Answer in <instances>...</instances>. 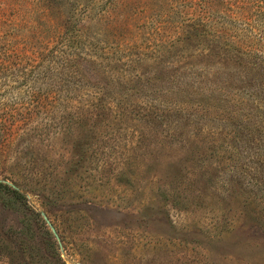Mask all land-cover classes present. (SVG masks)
Segmentation results:
<instances>
[{
	"label": "rangeland",
	"instance_id": "374dc122",
	"mask_svg": "<svg viewBox=\"0 0 264 264\" xmlns=\"http://www.w3.org/2000/svg\"><path fill=\"white\" fill-rule=\"evenodd\" d=\"M208 2L0 0V264H264V0Z\"/></svg>",
	"mask_w": 264,
	"mask_h": 264
},
{
	"label": "trees",
	"instance_id": "16d2710c",
	"mask_svg": "<svg viewBox=\"0 0 264 264\" xmlns=\"http://www.w3.org/2000/svg\"><path fill=\"white\" fill-rule=\"evenodd\" d=\"M208 2V8L213 9L216 14L222 13L225 11V3H229L231 7H235L236 11L231 13V17H234V19H247L248 13H250V10L245 7L242 8V5L246 3L247 0H233V4H231V0H205V2ZM214 13V14H215ZM231 19V18H228ZM214 40L215 41H223L227 42L225 39L230 38V35L228 34V30L226 28H221V30H216L214 32ZM262 38V35L258 39V41ZM0 192L3 193L8 198H3L2 194L0 193V199L4 206L12 208L11 206V199L14 198L23 199L25 196L19 192L18 189L12 188L10 185L5 184L0 181ZM25 227H28L27 224H25Z\"/></svg>",
	"mask_w": 264,
	"mask_h": 264
},
{
	"label": "water",
	"instance_id": "95a60500",
	"mask_svg": "<svg viewBox=\"0 0 264 264\" xmlns=\"http://www.w3.org/2000/svg\"><path fill=\"white\" fill-rule=\"evenodd\" d=\"M52 232L55 234L54 230H52Z\"/></svg>",
	"mask_w": 264,
	"mask_h": 264
}]
</instances>
